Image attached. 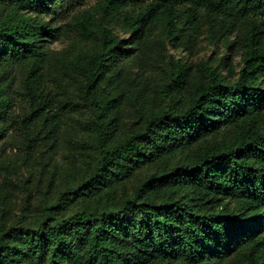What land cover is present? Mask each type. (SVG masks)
Returning <instances> with one entry per match:
<instances>
[{"label": "trees", "instance_id": "16d2710c", "mask_svg": "<svg viewBox=\"0 0 264 264\" xmlns=\"http://www.w3.org/2000/svg\"><path fill=\"white\" fill-rule=\"evenodd\" d=\"M93 1L0 0V264H264V0Z\"/></svg>", "mask_w": 264, "mask_h": 264}, {"label": "rangeland", "instance_id": "374dc122", "mask_svg": "<svg viewBox=\"0 0 264 264\" xmlns=\"http://www.w3.org/2000/svg\"><path fill=\"white\" fill-rule=\"evenodd\" d=\"M94 3L93 0H86L85 4L82 5H92ZM77 6L76 9H80L82 6ZM84 7V6H82ZM66 19L62 21L66 23ZM58 49L62 48L61 44H56ZM7 149V158L0 161V178L1 182L4 181L6 178L11 179V184H4L2 186L3 194L8 197L9 202L12 204L13 209H17L18 205L21 203L22 198L17 194H12V190H15L16 185H19L23 182L22 179H25L29 176L30 167L27 166V162L25 157L23 156L22 152H20L19 147L17 146V140L15 139L12 142L6 144ZM19 194V193H18ZM18 205H15V204Z\"/></svg>", "mask_w": 264, "mask_h": 264}]
</instances>
